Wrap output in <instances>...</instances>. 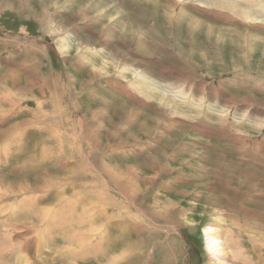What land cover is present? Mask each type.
<instances>
[{"label": "rangeland", "instance_id": "rangeland-1", "mask_svg": "<svg viewBox=\"0 0 264 264\" xmlns=\"http://www.w3.org/2000/svg\"><path fill=\"white\" fill-rule=\"evenodd\" d=\"M0 185L5 264H264V0H0Z\"/></svg>", "mask_w": 264, "mask_h": 264}, {"label": "bare ground", "instance_id": "bare-ground-1", "mask_svg": "<svg viewBox=\"0 0 264 264\" xmlns=\"http://www.w3.org/2000/svg\"><path fill=\"white\" fill-rule=\"evenodd\" d=\"M59 45H60V48H61L62 45L60 43H59ZM0 190L1 191H4L3 189H0ZM98 193H100V191ZM86 196H85V198H88ZM97 196L98 195H96V197ZM26 197H28V196H26ZM1 198H2V195L0 193V200H1ZM86 209H88V208L85 207V208L81 209L82 212H80V213L79 212H73L72 220L70 222V228H69L70 231H69V234L67 236L64 235V237H63L64 240L63 241H66V243L69 246L70 245H75V246L72 247V251H70L71 252V254H70L71 259H73L74 257L75 258L82 257L80 259L89 260L88 261L89 262L88 264H90L91 263L90 260L91 259L94 260L97 257L95 256V258H85V256L90 251L96 250V248L99 245H100L99 247H100V250L101 251L106 250V248H105L106 247V245H105L106 242L105 243L102 242L104 240V237L106 236V233L104 231L103 232H100V237L96 241H93L91 239L90 235H91L92 230H93L92 229V227H93V223H92L93 218L90 215H87L86 214V212H85ZM34 211H36V210H34ZM28 213L30 214V211ZM101 215H103V217H105V219H110V218H107L109 216H108V214L106 212H102ZM34 216H35V214H34ZM215 228L216 227H214V226H212V227L211 226H209V227L207 226V227L204 228V235H205V240H206V242H205V244H206V246H205L206 253L208 255H210V257L212 259L218 258L219 255H220V253H221V251H222L221 250L222 248L220 246L219 240L218 239H215V241H214V239L210 237V236H212L213 232L215 231ZM9 229H11V228H9ZM100 239H101V241H100ZM3 252H4V250H2L0 248V264H3V263L5 264L6 263V260L3 259V256H2V253ZM74 252H77L78 253V256H76L77 254L75 255ZM94 253H96V251ZM81 254H84V255H81ZM115 260H116V258H115ZM95 263L99 264L96 261H95ZM71 264H74V263H71Z\"/></svg>", "mask_w": 264, "mask_h": 264}]
</instances>
